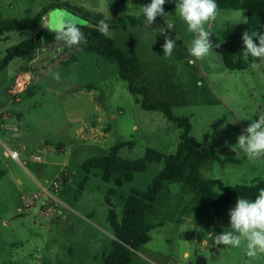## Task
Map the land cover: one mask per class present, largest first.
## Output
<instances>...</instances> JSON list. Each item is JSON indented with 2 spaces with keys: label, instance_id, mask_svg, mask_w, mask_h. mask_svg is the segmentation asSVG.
Wrapping results in <instances>:
<instances>
[{
  "label": "rangeland",
  "instance_id": "rangeland-1",
  "mask_svg": "<svg viewBox=\"0 0 264 264\" xmlns=\"http://www.w3.org/2000/svg\"><path fill=\"white\" fill-rule=\"evenodd\" d=\"M57 1L101 14L107 21L142 19V26L107 30L105 35L117 49L138 57L136 87H146L152 103H166L176 117L189 119L190 136L215 152L235 145L251 119L264 114V60L246 63L239 45L245 69L229 70L217 55L216 45L232 35L242 43L248 31L242 22L247 20L246 11L218 10L216 20L206 25L213 52L190 63L194 58L188 48L194 34L176 8L164 10L165 16L148 25L142 6L128 0ZM49 2L0 0V22L34 19ZM168 24L174 27L167 29ZM42 27L48 28L46 19ZM36 32L0 34V62L9 48L34 38ZM166 35L176 40L171 57L163 56ZM33 58L28 76L19 58L0 71V264H102L100 252H110L113 235L105 196L115 183L103 181L99 169L86 173L82 163L108 155L119 144H125L119 156L129 160L141 159L148 148L174 155L182 130L162 112L142 109L143 97L129 93L114 62L59 44L50 51L39 50ZM56 73L59 80L54 79ZM20 77L28 84L13 94ZM10 151H16L18 158H12ZM236 151L237 164L223 168L208 161L203 176L227 186L264 180V157L249 159L239 148ZM162 168L163 163L153 164L118 190L113 206L120 218L130 189L145 192ZM199 196L208 206L197 203L182 215L158 209L161 223L131 264H264V255L250 259L243 245L214 244L212 236L230 228L229 211L236 204L213 208L206 196Z\"/></svg>",
  "mask_w": 264,
  "mask_h": 264
},
{
  "label": "trees",
  "instance_id": "trees-1",
  "mask_svg": "<svg viewBox=\"0 0 264 264\" xmlns=\"http://www.w3.org/2000/svg\"><path fill=\"white\" fill-rule=\"evenodd\" d=\"M133 6H145L151 0H128ZM218 10H244L247 12V27L249 34L264 32V0H216ZM56 8L66 9L73 14L80 15L87 20L86 25L78 24L86 36V42L78 47H69L55 39V33L48 28H43L44 17ZM164 10L176 8V4H164ZM107 25V30L121 27L142 26V19L135 17L117 18L107 21L103 15H92L79 8H73L57 0H50L48 5L41 9L34 19L20 21L0 22V34L4 32H22L27 29H37L32 39L25 40L18 45L9 48L2 62L0 71L15 58L23 61L22 69L30 72L29 64L40 51H50L56 44L66 48H79L83 52H92L107 61L114 62L119 67V77L128 85L129 93L134 96H142V109L154 112L160 111L166 119L182 130L177 152L174 155H164L156 150L148 148L141 159L129 160L119 156L118 152L125 144H119L112 148L108 155L94 156L82 163V168L89 173L92 169H99L103 173V181L109 182L113 173H118L115 188H120L124 183H132L137 174L148 170L152 164L163 163V168L149 184L145 192L131 188L125 201L122 218L119 219L112 206L111 196L115 194V188H110L105 198L109 206L107 222L114 235L112 250L104 257L102 264H129L133 255L151 241V232L155 228L146 218V213L155 208L157 197L164 190L166 182H184L192 191L207 197L213 208H226L236 203L239 197L255 199L261 188H264V180L256 179L250 185L227 186L217 179H206L202 176V166L208 161H216L221 167L237 164V151H231L229 147H222L215 152L211 146L198 142L190 136L192 126L187 118L176 117L171 107L163 102L152 103L149 90L146 87L137 88L134 77L138 75L139 60L134 52L125 54L117 49L115 42L104 34L101 24ZM106 30V31H107ZM258 44V39L253 38ZM240 39L236 35L229 37L228 41L217 48L218 58L229 70H244L245 64H254L260 59L248 57L246 63L240 59L238 51ZM133 143L130 145L132 147ZM128 146V145H127ZM221 232H219L220 234ZM202 264H205L204 262Z\"/></svg>",
  "mask_w": 264,
  "mask_h": 264
},
{
  "label": "clouds",
  "instance_id": "clouds-1",
  "mask_svg": "<svg viewBox=\"0 0 264 264\" xmlns=\"http://www.w3.org/2000/svg\"><path fill=\"white\" fill-rule=\"evenodd\" d=\"M171 2V0H169ZM166 0H151V3L142 6L146 23L152 25L158 16H165L164 4ZM176 11L187 25V30L194 34L188 51L194 59L203 60L213 52V44L210 41L211 31L206 28L214 22L218 15V5L216 0H177ZM247 23L245 19L242 21ZM103 25V22H101ZM174 25L168 24L167 29H172ZM106 34L107 25H103ZM50 31L55 33V39L63 42L69 47H78L86 42V36L81 31V27L73 20L61 19L52 25ZM164 29H160L161 34ZM258 39V44L254 41ZM244 45L243 55L247 59L264 60V32H253L249 34L245 31L242 35ZM176 47V40L171 36H165L162 45L163 56L171 57ZM216 47H219L217 44ZM54 79L59 80V74H54ZM248 127L238 135L237 143L230 146L231 151L237 148L241 150L249 159L264 157V114H259L258 120H252ZM230 228L220 234L212 236L215 245L239 248L242 245L245 254L250 259L259 255H264V188H261L255 199L239 197L236 205L229 211ZM211 235V234H210Z\"/></svg>",
  "mask_w": 264,
  "mask_h": 264
},
{
  "label": "crops",
  "instance_id": "crops-1",
  "mask_svg": "<svg viewBox=\"0 0 264 264\" xmlns=\"http://www.w3.org/2000/svg\"><path fill=\"white\" fill-rule=\"evenodd\" d=\"M27 76H28V74H27ZM111 117L116 118V115H112ZM134 128H136V126ZM205 165L206 164H204L202 166L201 173H202V170L205 168ZM136 176L134 177L133 182L135 181ZM202 176H203V173H202ZM118 178H119V174L113 173L110 181L113 180V182L115 183V181H117ZM132 183H124L122 185V187L126 184H132ZM122 187H120V188H122ZM110 188L112 189V187L110 186L108 188V191L110 190ZM120 188H118V189L116 188L117 191L115 189V194L111 196L112 206L115 205L114 201L116 199L117 192ZM108 191H107V194H108ZM199 195H201V194L192 191L191 187L184 182H166L164 190L157 197V201H156V205H155L154 210L152 212L146 213V218L153 226L157 227L161 223V221H160L161 217H160V215H157L158 209H163L165 207L166 210L174 212V214L182 215L187 210L190 211L191 209H195L197 203H203L205 206H208L207 201H204L203 197H200ZM106 196H105V198H106ZM202 196H204V195H202ZM107 207L109 210L108 205H107ZM118 217H119V219H121L120 216H118ZM210 233L214 234L213 232H210ZM114 239H115L114 235H112V241ZM111 246H112V242H111ZM146 246H147V244L145 246H142L141 248H145ZM111 250H112V248H111ZM111 250H110V252H111ZM110 252L106 253V252H104V250H102L100 252L101 256H102V260L104 259L105 256L110 254ZM129 264H131V262Z\"/></svg>",
  "mask_w": 264,
  "mask_h": 264
},
{
  "label": "water",
  "instance_id": "water-1",
  "mask_svg": "<svg viewBox=\"0 0 264 264\" xmlns=\"http://www.w3.org/2000/svg\"><path fill=\"white\" fill-rule=\"evenodd\" d=\"M46 21L48 22V29L50 30L52 25L55 24L57 21L61 19H70L75 21L77 24L86 25L87 20L83 19L78 14H73L70 11H67L66 9L56 8L52 11H50L45 17Z\"/></svg>",
  "mask_w": 264,
  "mask_h": 264
},
{
  "label": "built area",
  "instance_id": "built-area-1",
  "mask_svg": "<svg viewBox=\"0 0 264 264\" xmlns=\"http://www.w3.org/2000/svg\"><path fill=\"white\" fill-rule=\"evenodd\" d=\"M27 80H25V79H23L21 77L20 78H16V81L14 83V88H13V94H18V93L24 91L26 85L28 84ZM9 155H11L12 158L13 157L16 158V159L18 158V156H17L18 153L16 151H10ZM35 160L36 161H41V158L40 157H36ZM55 187L57 188L58 185L56 184Z\"/></svg>",
  "mask_w": 264,
  "mask_h": 264
}]
</instances>
